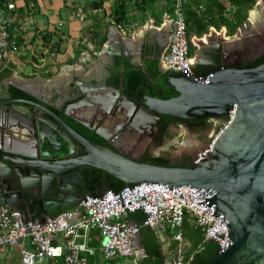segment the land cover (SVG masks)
Masks as SVG:
<instances>
[{"label":"water","instance_id":"95a60500","mask_svg":"<svg viewBox=\"0 0 264 264\" xmlns=\"http://www.w3.org/2000/svg\"><path fill=\"white\" fill-rule=\"evenodd\" d=\"M249 22L222 39L216 36L222 32L213 30L195 41L198 49L193 70L196 74L214 72L210 80L174 75L168 85L175 88L177 95L161 98L145 93L142 99L126 91L124 60L132 57L137 61L144 54L148 45L145 30L124 36L111 25L101 55L124 59L121 85H108L106 79L92 90L81 85L75 91L82 99L71 102L63 111L113 143L118 133L99 122L92 127L70 110L95 102L109 112L117 109L124 113L121 132L148 130L152 136L165 115L185 120L221 118L235 109L233 121L218 136L202 163L171 166L142 162L128 156L119 145L112 147L84 136L51 107L26 99L5 100L0 115L8 117L2 124L9 137L0 146V205L19 209L26 221L37 223L74 211L90 195L83 187V166L108 172L126 186L161 182L170 187H206L217 213L229 221L232 241L209 264H264V62L255 67L229 66V50L226 51L229 43L242 37ZM156 40L159 46L161 39ZM7 62L0 58V68ZM14 85L37 98L27 83ZM7 97L0 94V99ZM16 128L37 135L40 148L36 154L26 150L31 140L9 133ZM136 245L145 250L142 231Z\"/></svg>","mask_w":264,"mask_h":264},{"label":"built area","instance_id":"2783aa9c","mask_svg":"<svg viewBox=\"0 0 264 264\" xmlns=\"http://www.w3.org/2000/svg\"><path fill=\"white\" fill-rule=\"evenodd\" d=\"M17 1L2 0L0 4V58L4 61L20 55L24 33L36 25L35 14L20 13ZM137 1L140 0L127 2L130 9ZM163 1L169 6L166 17L171 21L169 43L161 57L163 64L183 76L210 80L214 72L196 74L193 70L195 58L183 0ZM41 48L44 54L50 52L46 43ZM234 117L235 109L227 117L212 118L215 127L211 141L198 153L194 165L205 160ZM139 212L143 214L141 223L132 218ZM186 222L202 230L204 241H216L219 251L231 245L229 221L224 214L217 213L206 187L145 182L87 195L76 210L49 218L45 223L26 221L21 210L0 205V248L30 239L31 245H23L21 249V264H89V256L97 255L105 260L125 257L137 262L145 255V250L136 245L143 227L169 232L173 241L183 245L188 244ZM94 230L99 232V247L91 244ZM182 259L183 255L176 264H183Z\"/></svg>","mask_w":264,"mask_h":264},{"label":"crops","instance_id":"0c3cea01","mask_svg":"<svg viewBox=\"0 0 264 264\" xmlns=\"http://www.w3.org/2000/svg\"><path fill=\"white\" fill-rule=\"evenodd\" d=\"M118 2L18 0V11L22 14L28 11L35 14L36 25L28 29L21 39L26 54H20L10 60L16 75L27 82L30 88H38L43 92L48 88H57L60 92L64 89L68 102H73L78 97L75 88L83 85L92 90L102 86L103 75L110 71L109 58L102 56L101 52L108 41L111 25L121 30L124 36L137 30H145L149 47L156 45V38H160L162 46L167 48L171 21L166 17L169 6L163 0H146L145 9L132 7L125 18H122L117 10ZM183 5L195 46L194 53L192 52L194 58L198 49L195 41L203 37L194 33V26L197 30L222 32L221 35L216 34L222 39L230 34L231 27L241 19L242 23L238 28L250 20L242 32L243 37L250 26L256 24L259 11L264 12L261 6L252 16L253 10L246 2L234 5L232 0H183ZM45 43L50 47L51 53L42 52L41 47ZM136 60H141V57ZM155 229L167 253L176 242L167 232L160 228ZM92 236L91 244L99 247L101 240L98 230H94ZM23 245H31L30 239L16 246L0 248V264H21ZM174 252L171 253L175 255ZM96 257L89 256V264H98ZM139 261L133 264H138Z\"/></svg>","mask_w":264,"mask_h":264},{"label":"flooded vegetation","instance_id":"af4514ba","mask_svg":"<svg viewBox=\"0 0 264 264\" xmlns=\"http://www.w3.org/2000/svg\"><path fill=\"white\" fill-rule=\"evenodd\" d=\"M254 4L261 8H264V0H254ZM264 10V9H263ZM257 22V27L250 26V29L247 30L245 36L236 40L233 43H229V66L238 65L239 67H248L250 62L260 60L262 57L264 58V12L260 13ZM170 35V32L168 33ZM170 38V37H169ZM160 45H153L152 47L145 48L144 54L141 56V60L134 61L135 59L132 57L126 58L124 62L130 60L131 63L137 66H142L144 72L147 75L146 82L151 83L152 85H159L162 87V82L168 84L169 78L176 75L171 70H168L165 64H163L161 57L165 50V47ZM11 60V59H10ZM7 60L6 64L0 68V94L8 96L6 99H0V111L3 110V102L5 100H18V99H26L32 100L39 103L44 104L47 107H51V109L56 110L59 114L63 115L65 120L78 132L88 137L89 139L105 144L111 145L112 147H118L119 145L122 149L125 150V153L133 159L142 161V162H150L153 160V157H164L163 153L168 148V145H165L166 141L172 142L175 138L174 133L179 130L181 127H186L190 132H197L196 139L199 146H201V140L203 138V134L210 136V130L212 127H215V122L212 118L205 119H197V120H185L179 117L165 115L163 121L155 130L152 136L149 135V131L138 132L135 129L131 130H123L121 132V127L126 118L124 113L119 112L117 109L113 111H108L104 108L103 105H95V102L90 105L83 106L79 109L70 110V113L74 116H79L85 118L89 125L92 127L97 126L99 123H102L106 128H111L112 132L118 133L116 137L113 138L114 142L110 143L109 140L105 139L103 136L97 134L96 132L89 129L84 124L80 123L76 119L67 117L64 115L63 111L66 110L71 102H68L65 90L63 89L61 92L57 88L47 89L46 91H41L38 88H31L34 97L31 94L19 89L14 85L25 82L19 75H16L14 70V66L11 64V61ZM264 62V61H262ZM108 63L110 64V75H103V79H106L108 85L110 84V79L112 78V70L117 68V57L109 58ZM180 76V75H176ZM28 85V84H27ZM113 86V85H111ZM150 86L146 85L145 87H141L143 90L142 95L140 94H132L137 99H142L145 93H148V88ZM169 93L171 96L177 95V91L174 87L170 86ZM6 89V90H4ZM173 89V90H172ZM131 94V93H130ZM41 99H39V98ZM83 96H78L75 101H80ZM12 105V104H11ZM15 105V104H14ZM17 108V107H16ZM61 111H60V110ZM4 111H2L3 113ZM10 117V116H9ZM12 118V116H11ZM8 119L7 116L0 115V123H4ZM13 119V118H12ZM23 119V118H21ZM22 121V120H21ZM24 122V120L22 121ZM21 122V123H22ZM99 122V123H97ZM97 124V125H96ZM6 126L5 124L0 125V146L4 145L6 141ZM9 130V129H8ZM120 130L121 134L118 132ZM14 132V133H13ZM13 132L9 130V133H12L14 136H19L20 138H25L31 140V144L26 148V150L31 154H36L39 150V142H37V135L32 132H23L22 130L14 129ZM103 133H107L105 130H102ZM27 134L28 136H24ZM177 134V133H176ZM10 135V134H9ZM158 148V150H155ZM38 150V151H36ZM198 152V151H197ZM198 154L197 153H185L176 156V159H169V165L171 166H192L194 165V160ZM84 167V166H83ZM81 167V169L83 168ZM80 169V170H81ZM81 172V171H80ZM143 239V236H142ZM143 242V241H142ZM161 247L163 254H166L163 242L161 241ZM185 250L181 253L184 257ZM146 250L143 258L140 259L138 264H141L144 258H146ZM167 256V254H166ZM176 260L179 257L178 254L174 255ZM168 257V256H167ZM165 258L163 264H173V258H169L167 260ZM186 264H191L190 261H187ZM237 264V263H232Z\"/></svg>","mask_w":264,"mask_h":264},{"label":"trees","instance_id":"16d2710c","mask_svg":"<svg viewBox=\"0 0 264 264\" xmlns=\"http://www.w3.org/2000/svg\"><path fill=\"white\" fill-rule=\"evenodd\" d=\"M117 10L120 13L122 18H125V15L129 12L130 7L127 2L130 0H118ZM248 5L254 3V0H243ZM145 4H147L146 0L137 1L133 7L145 9ZM242 23V19L235 24V26L231 27L229 33H236L238 26ZM46 40V39H45ZM47 41V40H46ZM193 49V43H191ZM264 58L262 57L260 60L250 62L248 67H255L259 64L263 63ZM122 65L123 58L117 57V68L112 70V78L110 79V84L119 87L120 83V75L122 73ZM176 75H182L181 73L174 72ZM124 78H125V87L126 91L131 94H140L142 95L143 90L141 87H145L149 85L148 93L153 96H158L161 98H170L172 97L169 93L168 84L162 82V87L159 85H152L151 83H147V75L143 70L142 66L134 65L130 62V60L126 61L124 68ZM173 90V89H172ZM178 94V93H177ZM170 160L165 157H153V160L150 163L161 164V165H169ZM186 166V165H184ZM82 178H83V187L84 189L90 193L91 195L102 194L107 189L119 190L125 186V182L121 179L113 176L112 174L100 170L93 166H84L81 170ZM135 221L141 223L143 219L142 213H136L132 217ZM185 235L189 242L192 245L197 247V251L193 256H187V260L191 262V264H209L213 261L215 256L219 252V245L216 241H204V234L201 229H195L190 225L189 222L185 224ZM142 236H143V244L146 250V258L143 259L141 264H163L166 254H163L161 247V239L157 230L153 227H143L142 228ZM191 245V244H190Z\"/></svg>","mask_w":264,"mask_h":264},{"label":"rangeland","instance_id":"374dc122","mask_svg":"<svg viewBox=\"0 0 264 264\" xmlns=\"http://www.w3.org/2000/svg\"><path fill=\"white\" fill-rule=\"evenodd\" d=\"M240 2H243V0H232V3L234 5H237ZM210 3H212V2H210ZM249 8L251 10H256L258 8V6H256L254 3H251L249 5ZM200 21H201V19H200ZM257 22H258V18H257L256 24L253 27H255V28L257 27ZM193 31H194V33L196 32L200 36H203V37H205L204 36L205 33H206V35L209 33V30H197V28L195 26H194ZM189 37H190L191 42L193 43V39L191 37V34H189ZM193 46H194V44H193ZM194 48H195V46L192 49L193 53H194ZM20 54H26V52L21 50ZM213 131H214V127L211 128L210 133ZM174 135H175V138L172 140V142H168V140H167L165 143V145H168V148H166V150L164 151L163 156L165 158H168V159H176V156H178L182 153L183 154H185V153H197L198 154L211 141L210 136H208L204 133L203 138L201 140V146H199L200 142L198 143V140L196 139L197 132H190L188 130V128H186L184 126L179 128V130L176 131L174 133ZM155 150H158V148H156ZM168 234H170V233L168 232ZM187 242H188V244H183V245L178 244L177 242L174 243L171 246V250L166 253L168 256L167 260L172 257L174 260L173 264H176L177 260H179L182 257L181 253L185 250V253H184L185 258L182 259L183 260L182 262H183V264H186L188 261L187 256H189V255L193 256L194 253L197 251L196 246L192 245V243L189 242L188 240H187ZM173 251H175L174 252L175 255L178 254L179 259L177 258V260H176L175 256L171 253ZM96 258H97L98 264H133L134 262H136V260H134L133 258H125V257H120V258L113 259V260H105L101 256L97 255Z\"/></svg>","mask_w":264,"mask_h":264},{"label":"bare ground","instance_id":"6f19581e","mask_svg":"<svg viewBox=\"0 0 264 264\" xmlns=\"http://www.w3.org/2000/svg\"><path fill=\"white\" fill-rule=\"evenodd\" d=\"M256 14L255 10L252 11V16H254Z\"/></svg>","mask_w":264,"mask_h":264}]
</instances>
